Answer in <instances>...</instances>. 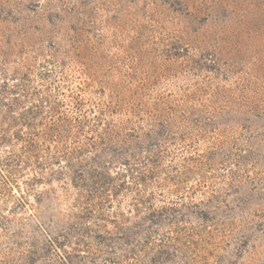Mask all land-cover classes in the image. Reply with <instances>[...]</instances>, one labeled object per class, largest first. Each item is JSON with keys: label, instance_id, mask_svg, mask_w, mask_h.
I'll list each match as a JSON object with an SVG mask.
<instances>
[{"label": "rangeland", "instance_id": "rangeland-1", "mask_svg": "<svg viewBox=\"0 0 264 264\" xmlns=\"http://www.w3.org/2000/svg\"><path fill=\"white\" fill-rule=\"evenodd\" d=\"M78 114L0 147V264H264V0H0V135Z\"/></svg>", "mask_w": 264, "mask_h": 264}, {"label": "trees", "instance_id": "trees-1", "mask_svg": "<svg viewBox=\"0 0 264 264\" xmlns=\"http://www.w3.org/2000/svg\"><path fill=\"white\" fill-rule=\"evenodd\" d=\"M42 102H43V104L48 105L46 107L50 108L52 111H58V107L60 106L58 103H55V102L52 103L51 101H49V99L45 98L43 101H37L36 103L32 102L28 108V114L34 113L40 117L45 115L46 107H44L43 104L41 105ZM159 106L161 107V105H159ZM74 108H75L74 111L76 113H80V112H77L76 106H74ZM135 108L132 107L130 110L127 111V114H130L132 116H136L135 113H137V115H138V113L140 114L143 111L140 108V106L136 109ZM151 109H153L155 113L161 111V108H158L157 105H155V104L153 106H151ZM171 109L172 108L169 107L168 112H170ZM162 110H163V113L170 115V114H168V112L166 111L165 108H163ZM102 112H106V111L105 110L101 111V114H102ZM116 113H117L116 110H109V115H113ZM150 113H152L151 110H150ZM42 119L43 118H41V123H42V126L45 128V130H44L45 132L43 131L40 134L39 133L36 134L34 131L37 129L39 121H36V119H34L32 116L28 117V118H24L22 120L19 117L13 116L12 118H10L9 124H13V127L15 129H16V125H19L22 127V129L25 128L26 130H30V131L24 133L21 129V130H18L16 132H11L10 134H8L7 132H3L0 135V147H4L5 144H8L11 146L12 143H15V142L16 143L17 142L22 143L21 151L23 154H21V156H18V159H20L19 162L21 164H24V165H28V163H33V165L39 170L36 172L37 174H35L34 176H32V178H30V181H29L30 183L26 184L27 188L25 190V193H23V194H27V193L31 192L33 190V188L36 187L37 185L43 184L42 181L45 179L44 178L45 172L42 171L43 167L41 165L50 162L49 160L50 159L52 160L54 158V156H52V157L41 156L40 155L41 151H40L39 145H37L38 143L36 142L35 139L40 138V136L49 137L50 133H54L55 135H58V138L60 139L59 142H61L63 139H66L67 137H71L75 133V130L78 131V129H81V130L84 129L86 126H88L85 124L89 122V120L87 119V117L85 115H80V114H78L77 116H72V117H65V116L61 117V118L59 117L57 120H49L48 121V122H50L49 126H47L46 123L43 124ZM99 122L106 125V121H104L103 119L99 120ZM108 128L110 131L114 130L111 127H108ZM78 152H80V151L75 150V153L79 154ZM61 153L66 156V158L69 160V162L72 161L73 154H74L73 152L70 153V152H67L66 150H61ZM12 155L13 154H11V153H9V155L6 154V156H12ZM127 157L131 158L134 156H132L131 153H128ZM41 161H43V162H41ZM58 165H60V163H58ZM121 165H123L125 167V169H126L125 173H127L131 170V166L129 163L125 162V164H121ZM13 169L16 171V169H18V168H16V169L13 168ZM18 173H20V172H18ZM117 175L120 177H124V173H120ZM142 178H143V180H145L146 175L142 176ZM72 187H74V186L72 185ZM106 187H111V184L109 182H107ZM106 192H108V190H106ZM153 219L155 220L156 217L153 216ZM152 221L153 220L151 219L150 223H153ZM153 233H154L153 231L144 230V231L139 232L138 235L140 236L141 240L147 241V240H149L151 234H153ZM126 241H129V239H126Z\"/></svg>", "mask_w": 264, "mask_h": 264}]
</instances>
